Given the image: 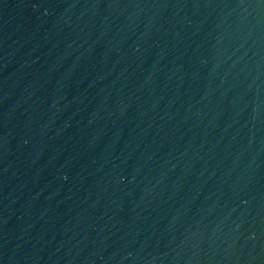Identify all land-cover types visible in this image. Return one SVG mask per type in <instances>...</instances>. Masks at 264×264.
I'll list each match as a JSON object with an SVG mask.
<instances>
[{
    "label": "water",
    "instance_id": "obj_1",
    "mask_svg": "<svg viewBox=\"0 0 264 264\" xmlns=\"http://www.w3.org/2000/svg\"><path fill=\"white\" fill-rule=\"evenodd\" d=\"M0 264H264V0H0Z\"/></svg>",
    "mask_w": 264,
    "mask_h": 264
}]
</instances>
